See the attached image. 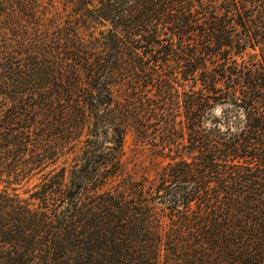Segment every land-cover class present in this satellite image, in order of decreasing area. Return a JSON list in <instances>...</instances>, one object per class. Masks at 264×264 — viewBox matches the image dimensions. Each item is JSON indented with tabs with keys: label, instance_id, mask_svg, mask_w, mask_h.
Listing matches in <instances>:
<instances>
[{
	"label": "trees",
	"instance_id": "1",
	"mask_svg": "<svg viewBox=\"0 0 264 264\" xmlns=\"http://www.w3.org/2000/svg\"><path fill=\"white\" fill-rule=\"evenodd\" d=\"M0 264H264V0H0Z\"/></svg>",
	"mask_w": 264,
	"mask_h": 264
},
{
	"label": "rangeland",
	"instance_id": "2",
	"mask_svg": "<svg viewBox=\"0 0 264 264\" xmlns=\"http://www.w3.org/2000/svg\"><path fill=\"white\" fill-rule=\"evenodd\" d=\"M131 145H132V140L130 137H127L126 142L124 140V158L123 159H125V151H126V156L129 155V149L131 148ZM34 183H37V181L32 180L30 183L23 186L22 188L19 187L18 189H15L14 192L22 194L25 191V189L31 188ZM8 190L12 192L11 188H9Z\"/></svg>",
	"mask_w": 264,
	"mask_h": 264
}]
</instances>
